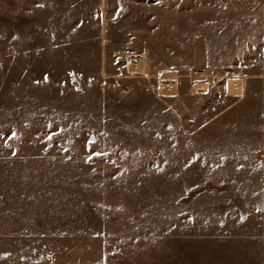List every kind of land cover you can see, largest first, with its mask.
<instances>
[{"label":"rangeland","instance_id":"obj_1","mask_svg":"<svg viewBox=\"0 0 264 264\" xmlns=\"http://www.w3.org/2000/svg\"><path fill=\"white\" fill-rule=\"evenodd\" d=\"M0 264H264V0H0Z\"/></svg>","mask_w":264,"mask_h":264},{"label":"bare ground","instance_id":"obj_2","mask_svg":"<svg viewBox=\"0 0 264 264\" xmlns=\"http://www.w3.org/2000/svg\"><path fill=\"white\" fill-rule=\"evenodd\" d=\"M127 66L131 70H141L143 68V57L138 55H132L129 58ZM163 84L167 87H174L176 85L175 79L165 78L163 79ZM229 89L232 91L234 90L235 93L240 92V85L236 79H230L228 82Z\"/></svg>","mask_w":264,"mask_h":264}]
</instances>
